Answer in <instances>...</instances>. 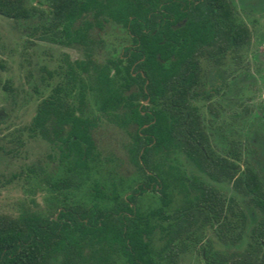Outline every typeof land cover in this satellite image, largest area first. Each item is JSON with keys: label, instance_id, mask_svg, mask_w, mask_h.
I'll return each mask as SVG.
<instances>
[{"label": "trees", "instance_id": "16d2710c", "mask_svg": "<svg viewBox=\"0 0 264 264\" xmlns=\"http://www.w3.org/2000/svg\"><path fill=\"white\" fill-rule=\"evenodd\" d=\"M46 3L48 9L30 0H0V14L17 22L35 21L32 30L41 31L40 39L84 53L46 70L59 80L23 127L57 150L64 174L42 178L57 192L47 214L32 209L0 213V264L175 263L188 241L202 240L206 223L212 221L220 222L216 229L225 242L235 244L244 235L248 239L243 250L225 257L202 247L204 264H264V176L248 160L237 177L239 166L232 162H217L218 170L227 174H212L196 104L206 98L201 58L208 52L220 58L223 44L250 42L251 31L236 20L231 0ZM110 22L122 26L129 41L121 56L98 61L95 46L104 43L102 32ZM91 102L97 114H90ZM103 118L130 136V191L123 195L118 182L107 175L92 180L89 204L72 202L71 188L83 185L91 179L90 171L100 168L94 132ZM181 157L212 178L225 175L251 209L237 212L234 197L226 206L213 184L188 174ZM149 188L162 193V205L143 210L140 195ZM175 189L182 197L172 208ZM248 213L255 219L249 229Z\"/></svg>", "mask_w": 264, "mask_h": 264}, {"label": "rangeland", "instance_id": "374dc122", "mask_svg": "<svg viewBox=\"0 0 264 264\" xmlns=\"http://www.w3.org/2000/svg\"><path fill=\"white\" fill-rule=\"evenodd\" d=\"M260 1L258 8L252 6L253 2L244 7V10L240 8V14L250 28L251 38L243 52V62L248 64L239 70L243 77L238 79L236 89L237 95L241 97V105L251 107L264 99V0ZM30 2L48 9L46 0ZM34 22H17L0 14V213L12 215H17L23 209L47 214L53 204L57 192L42 181V178L54 180L64 174L58 162L57 150L46 140L29 136L23 127L32 120L40 98L48 95L59 80L56 73L49 77L46 70H53L65 64L66 60L83 56L75 47L40 39L38 35L41 31L33 33ZM102 37L105 52L118 53L122 45L129 41L125 29L113 22L106 24ZM217 78L219 83L221 77ZM8 84L11 88H8ZM217 98L228 111L233 110L234 104L231 103L236 102L235 99L213 96L214 101ZM90 110V114L98 113L93 102L90 103ZM205 111L203 107L202 112L206 113ZM94 133L102 164L100 163L99 169L93 168L90 171L91 179H86L78 188H71L72 202L89 204L92 180L99 181L107 175L118 182L119 191L123 195L130 189L131 181L127 176V170L132 167L127 150L129 134L104 118ZM181 160L188 172H196L184 157ZM40 166L44 167L45 172L41 171ZM103 168H108L113 174H105ZM120 175L125 176L124 180H120ZM216 184L226 194L231 191L228 183ZM158 201L159 194L145 193L141 198L143 207L155 206ZM180 202L181 195L175 192L172 207L178 206ZM209 236L214 242L213 248L223 252L242 250L247 240L245 237L240 244L230 246L221 241L212 229ZM205 242L204 238L203 243ZM160 243L155 236V246ZM199 247L188 241L186 248L176 257L175 264H199ZM119 262L117 259V263ZM171 263L165 260L163 264Z\"/></svg>", "mask_w": 264, "mask_h": 264}, {"label": "flooded vegetation", "instance_id": "af4514ba", "mask_svg": "<svg viewBox=\"0 0 264 264\" xmlns=\"http://www.w3.org/2000/svg\"><path fill=\"white\" fill-rule=\"evenodd\" d=\"M254 3L252 6L258 8V4L261 2L260 0H231V5L234 10V16L236 17L237 21L243 22L246 25L247 22L240 14V8L244 10V7L248 6L250 3ZM249 27V26H248ZM250 29V28H249ZM127 43L123 44L120 51L118 53L109 51L105 52L102 45L95 46L94 57L98 61H104L108 56H117L122 55L123 47L127 45ZM246 45L242 44H228L222 45V53L220 54V58L214 57L211 53H206L204 57L201 58V64L203 66V83L202 87L205 89L206 98L202 97L196 101L198 106V110L203 118V124L206 133V145H207V152H209V166L211 167L212 174H227L225 171L218 170L217 162L218 163H227L232 162L233 164L238 165L236 171V177L243 171L245 166V160H248L254 168L258 171L259 174H264V99L262 102L258 103L256 106H243L241 105L240 99L237 95V83L238 79L242 78L240 76L239 70L242 66H247L244 64L243 52L246 50ZM68 47H74L70 45L61 44ZM210 46V45H209ZM78 49L77 47H75ZM81 51L82 57H84V53ZM263 59H264V52ZM257 56L254 54V60L257 62ZM79 59V58H75ZM73 59V60H75ZM219 59V60H218ZM243 75V74H242ZM217 76L221 77V81L217 83ZM233 82V83H231ZM218 95L223 99H235L236 102H232L233 105L232 109L228 111L225 108L224 103L220 102L219 98L214 101L213 96ZM144 102L147 103V100ZM228 102V101H227ZM206 109V113L202 112V108ZM231 109V108H230ZM192 166L195 168L196 172H188V174H198L200 177L208 181L209 183L213 184L220 192V195L225 198V203L227 206V199L229 197L235 198L234 209L238 212L243 207H246L247 210L251 209L250 205L245 206V202L243 199V195L234 188L232 181L229 182L225 175L224 177H220L218 179L212 178L211 176L200 172L198 167L189 159H186ZM184 163L183 161L181 164ZM182 166L186 169L185 165ZM187 170V169H186ZM231 173H233L231 171ZM264 176V175H263ZM219 182L228 183L230 186V192L228 194L224 193L221 188L216 184ZM130 189L127 191L129 192ZM175 192L181 195L178 189H175ZM174 192V193H175ZM145 193H152V194H159V201L158 204L152 207H143L141 198ZM140 195V206L143 210L153 209L157 206L162 205V193L158 190H154L149 188L146 192ZM182 197V195H181ZM174 199V194H173ZM172 207V204H171ZM175 208V207H172ZM257 218L261 216L260 210L256 209ZM255 219L250 216L248 213V220H247V229L253 224ZM213 223V224H212ZM220 224V222H207L206 226V233L202 237V240L195 244V246L199 247V253L201 257V261L199 264H204L203 260V253L202 247L208 250V253H212L217 251L218 254L222 255V257L227 255H232L241 250L233 249L231 251H219L214 249V242L212 238H210L209 233L210 229H212L216 236L223 241L225 244L233 246L240 244L243 239L247 236H243L241 240L235 244L225 242L222 240L217 232L216 227ZM206 239V242L203 243V239ZM247 242V240H246ZM208 244V245H207ZM211 244V246H210ZM209 248H211L210 251ZM243 250V249H242ZM210 251V252H209ZM179 255V254H178ZM177 257V256H176ZM175 264V263H171Z\"/></svg>", "mask_w": 264, "mask_h": 264}]
</instances>
